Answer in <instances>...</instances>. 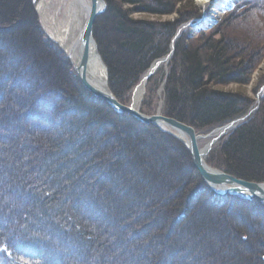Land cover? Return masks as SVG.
Instances as JSON below:
<instances>
[{
    "label": "trees",
    "instance_id": "1",
    "mask_svg": "<svg viewBox=\"0 0 264 264\" xmlns=\"http://www.w3.org/2000/svg\"><path fill=\"white\" fill-rule=\"evenodd\" d=\"M14 1L0 0V264H264V206L218 198L185 146L79 86L31 0L28 15ZM105 1L94 39L122 104L174 42L166 116L201 133L252 111L223 88L251 85L263 60L249 12L234 13L264 14V0L196 38L175 37L200 15L191 0ZM220 153L226 173L264 182V98Z\"/></svg>",
    "mask_w": 264,
    "mask_h": 264
},
{
    "label": "rangeland",
    "instance_id": "2",
    "mask_svg": "<svg viewBox=\"0 0 264 264\" xmlns=\"http://www.w3.org/2000/svg\"><path fill=\"white\" fill-rule=\"evenodd\" d=\"M191 1L197 7L198 12H199L200 15L195 17V18H193V19H191L189 22H185L184 24H182L180 29H179V31L177 32V35L175 36L176 38L178 36H180L181 34H187L188 36H190L192 38H196L197 35L199 33H201V32H206L207 33V32H209L211 30L221 28V26H223V22L227 19V17L232 15L230 11L236 9L239 6L240 3L246 2L244 0H220V1H217L216 5H214L212 7L211 6H206V8L203 9L201 7L200 3H199V0H191ZM30 2H31L30 6L32 5L31 7L33 8V9L32 8L31 9L34 10L35 14H36V18H37L38 25H39V32L42 33V37L45 39L46 42L51 43L50 40L48 39L47 34L42 29L41 21H40L38 10H37V6L41 2V0H31ZM13 6L15 7L16 10H17V8H16L17 6H18V9H22L20 11L23 14L28 15V13L31 12V11H27V8L26 7L24 8L22 6V3L20 1L18 2V0L13 2ZM240 6H241V9L239 10V13L237 12V13H234V14L239 16L240 14H242V12L243 13L249 12V13H247L248 14L247 18L248 17H250V18H248L247 22L248 23L252 22L254 28L257 27V29L260 30L259 40L260 41L264 40V14H259V12L254 11L253 10L254 9L253 5H247V4L243 5V4H241ZM212 8H214L215 10L218 9L220 14L215 19H208V15L210 14L209 11ZM17 11H19V10H17ZM20 11H19V13H20ZM135 17L140 19V20L141 19H149L151 21L152 20H157V21H161V22L173 19L172 17H162V18L152 17L151 18V17H147V16H144V15H136ZM98 19L99 18H97V20ZM257 46L259 48L261 47V45H257ZM63 60H65V59H63ZM65 61H67V60H65ZM169 62L170 61H167V62L165 61V63H161V65L158 67L157 71L151 77L152 78V84L146 86L145 95H144V98H143V101H142V107H141V114L142 115L152 116V115H156L157 113H160L163 116L167 117L164 114V104H165L164 103V100H165L164 86H165V82H166L165 81V77H166V75H167V73L169 71L168 70ZM68 64H69V62H68ZM67 74L70 75V77H72V78L75 76V78L77 79V76L73 72V68L71 67V64H69V69H67ZM253 77L254 78H253V81H252L251 85H249V86H247L245 88L241 89V88H239L236 85H231L229 87L223 88L225 91L230 92V93H232V92H235V93L237 92V93H241V94L244 93L247 96H249V98L252 99L253 101L255 100V103H254V106H253V109H252L251 112H249L243 118L237 119V121L234 120L235 123L233 124V127H231L230 130L226 131L222 138L218 139L216 142H214L212 144V148L210 149L209 153L207 154L208 157H207L206 161H207V164L210 167L215 168V169H217L219 171L225 172L224 159H223V156L220 153L221 152L222 141L226 137H228L229 134H231V132H233L234 129H236L238 126L244 124V122H246V120L248 118H250L254 114V112L257 110V106L259 105V103H261L262 98H264V57H263V60L260 62L258 69L254 72ZM258 80H259V84H258L257 87H258L259 90L257 92H254V89H257L256 88V82ZM78 84H79V86L84 88V86L81 85L79 80H78ZM66 89H67V92L69 93V95H71L73 98L77 97L75 92L72 91L71 88L67 87ZM134 89H133V91H134ZM133 91L130 93L129 96H127L126 98H123V104L129 105L131 103L132 97H133ZM88 93H90V92H88ZM232 123L222 125V127L215 128V129L211 130L210 132H201V133L197 132V134H199L200 137L201 136L202 137H204V136L207 137V136L211 135L213 131L222 129V128H224L227 125H231ZM162 133H164V132H162ZM169 136H171V135H169ZM173 138L176 141H178L175 137H173ZM210 141L211 140L201 139V141L198 142L199 148L200 149L201 148L202 149L205 148L206 146H208ZM178 142H180V140ZM181 144L183 145V143H181ZM253 183H255V182H253ZM261 183H264V182H261ZM257 203H260V202H257ZM261 205H263V204H261Z\"/></svg>",
    "mask_w": 264,
    "mask_h": 264
},
{
    "label": "bare ground",
    "instance_id": "3",
    "mask_svg": "<svg viewBox=\"0 0 264 264\" xmlns=\"http://www.w3.org/2000/svg\"><path fill=\"white\" fill-rule=\"evenodd\" d=\"M217 1L220 0H199V3L204 9L206 6L212 7L216 5ZM91 9V0H41L37 6L42 29L47 34L50 42L53 45L55 44L56 48L63 54L64 59L68 62V58L74 54L73 52H76L73 58L75 62L80 65L81 71L86 78H88L96 88L104 93H108L110 88L108 84V73L105 62L102 60L97 41H95L93 36H88L83 43L78 41L88 21ZM209 13V15L207 14L208 19H215L220 14L219 10H215L214 8H212ZM163 63H165V61ZM160 65L161 64H154V73ZM147 85L148 84H146L143 78L140 84L134 89L132 101L129 104L140 113L145 95L144 90ZM231 127L233 126L213 131L212 134L207 137L199 136L198 142L201 141V139L211 140L208 146L205 147L207 151H210L212 144L222 138L225 132L230 130ZM160 130L162 132L169 131L188 143L186 135L177 133V131L168 127H162ZM228 187L229 185L226 184V182L216 186L219 191H224Z\"/></svg>",
    "mask_w": 264,
    "mask_h": 264
},
{
    "label": "water",
    "instance_id": "4",
    "mask_svg": "<svg viewBox=\"0 0 264 264\" xmlns=\"http://www.w3.org/2000/svg\"><path fill=\"white\" fill-rule=\"evenodd\" d=\"M91 11L88 16V21L83 28L81 35L78 38V41L83 43L84 40L88 36H93L94 38V25L97 22V18L103 16L107 12V4L105 0H91ZM174 42L171 45V53L162 60L157 61L156 65L163 63L164 61H170L172 54L174 52ZM68 58L69 64L73 68L77 79L84 86V88L90 92L95 98L101 99L107 106L114 110V112L118 115L127 114L131 116L133 119L135 118L139 123L143 125H152L156 128H170L172 130L177 131V133H181L186 135L188 138V143L184 142L180 137H177L170 133L169 131H163L166 135H171L175 137L178 141L180 140L184 146H186L187 150L189 151L190 157H192L193 167L198 171L200 178L204 181L208 189L217 196L218 198H225L227 196L232 197H239L245 201L250 202H260L264 205V183L258 182L253 183L250 181H244L238 177H234L226 172L219 171L215 168L210 167L207 162L206 158L208 157L207 151L205 148L200 149L198 145V138L199 134L194 127L191 125L184 124L180 121H176L173 118L165 117L160 113L156 115H142L136 108H133L132 105H125L119 102L116 98L115 94H113L112 90L109 88L108 93H104L98 88H96L88 78L83 74L81 71L80 65L75 62L73 58L76 55V52ZM107 69V67H106ZM154 65H152L143 76L145 79L146 84H148V80L154 75ZM108 73V72H107ZM109 76V73H108ZM142 78V79H143ZM145 93V90H144ZM237 121V120H236ZM227 125L233 126V124ZM229 185L224 191H219L216 186L220 183H225Z\"/></svg>",
    "mask_w": 264,
    "mask_h": 264
}]
</instances>
